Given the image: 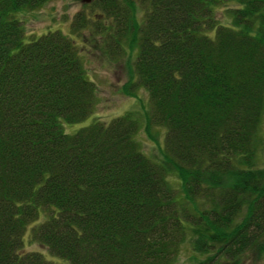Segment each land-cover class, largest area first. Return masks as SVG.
<instances>
[{"label":"trees","instance_id":"trees-1","mask_svg":"<svg viewBox=\"0 0 264 264\" xmlns=\"http://www.w3.org/2000/svg\"><path fill=\"white\" fill-rule=\"evenodd\" d=\"M46 1L0 0V264H57L23 249L39 209L30 238L70 264H176L184 243L198 264L264 251V0H234L232 25L214 15L228 0L92 2L116 45L137 42L145 125L165 129L158 161L135 141L134 111L63 131L92 113L96 88L60 31L25 41L14 14Z\"/></svg>","mask_w":264,"mask_h":264},{"label":"rangeland","instance_id":"rangeland-1","mask_svg":"<svg viewBox=\"0 0 264 264\" xmlns=\"http://www.w3.org/2000/svg\"><path fill=\"white\" fill-rule=\"evenodd\" d=\"M100 6L99 1L84 4L81 0H47L38 8L21 9L14 15L23 25L25 41L50 31H60L71 39L80 52L87 77L95 85L96 99L92 113L81 122H62L63 131L72 134L93 121L107 124L127 111H134L140 124L135 134V141L145 156L158 161L162 158L165 129L158 125H150L146 128L145 125L146 112L150 111V106L148 93L138 82L134 71L137 42L131 40L132 34H130L126 37L129 39H123L121 48L116 45L111 34L114 26L108 29L110 28L108 25H112V22L105 20ZM235 6L234 0L216 5L214 15L218 23L232 25L228 11ZM134 13L139 18L141 14L139 5L134 8ZM126 26L129 27L128 23ZM213 34L214 32L211 31L210 36ZM130 83L135 85L132 94L126 91V85ZM256 148L254 167L258 173H262L264 172V111L256 138ZM168 180L173 187L179 188L176 176L170 175ZM45 212L39 209L37 220L27 226L23 249L39 252L47 260L57 264H70L67 260L50 253L46 246L30 238L31 227L45 219ZM204 258L201 253L192 251L188 243H184L178 253L176 264H198ZM240 264H264V251L254 249L252 252H246Z\"/></svg>","mask_w":264,"mask_h":264},{"label":"water","instance_id":"water-1","mask_svg":"<svg viewBox=\"0 0 264 264\" xmlns=\"http://www.w3.org/2000/svg\"><path fill=\"white\" fill-rule=\"evenodd\" d=\"M83 3H89L91 2L92 0H81Z\"/></svg>","mask_w":264,"mask_h":264}]
</instances>
